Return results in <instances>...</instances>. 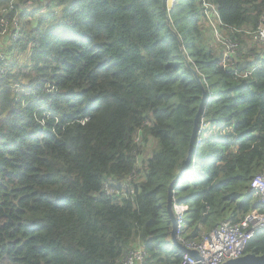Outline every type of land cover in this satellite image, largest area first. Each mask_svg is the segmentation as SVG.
<instances>
[{"label":"trees","instance_id":"trees-1","mask_svg":"<svg viewBox=\"0 0 264 264\" xmlns=\"http://www.w3.org/2000/svg\"><path fill=\"white\" fill-rule=\"evenodd\" d=\"M167 1L0 0V22L21 25L1 43L13 63L0 80V264H118L138 241L145 264H180L167 195L181 173L190 238L259 208L264 47L243 35L264 0ZM213 13L245 45L248 76L224 68ZM141 155L134 199L106 195ZM245 253L264 255V230Z\"/></svg>","mask_w":264,"mask_h":264},{"label":"built area","instance_id":"built-area-1","mask_svg":"<svg viewBox=\"0 0 264 264\" xmlns=\"http://www.w3.org/2000/svg\"><path fill=\"white\" fill-rule=\"evenodd\" d=\"M12 8L13 6H11ZM208 16H211L212 23V16L215 19L214 21H216V18H219L217 13H213L212 15L208 14ZM0 25V59H6L7 61L5 64H0L1 80L3 76L9 74L13 63L12 53L7 54L1 43L3 40L4 42L6 41V35L9 36L8 41L10 39H18L21 25L18 20H14L13 25H10L8 20H3L0 22ZM9 25L12 28V34H6ZM230 30L231 32L235 31L233 28H230ZM238 32H241V30ZM245 32L252 35L254 43L264 47V17L255 30H245ZM217 42L220 44L223 52L224 68L229 72H233L235 75L248 76L250 74L249 71L244 72L239 68V64L246 59L242 54L246 49H243L244 46L240 40L228 35L227 30L222 29ZM241 49H243L242 52ZM249 53L248 59L257 57V53ZM261 58L264 61V55H261ZM205 129L206 124L204 119H202L197 131V144L200 143L201 134ZM136 140L138 141L139 138ZM146 160L144 155L138 156L135 169L129 175L120 180H105L103 182V191L105 194L118 201L127 198L133 200L136 194L137 184L142 180V175L138 169ZM250 190L254 192L259 208L248 212L238 221L226 218L216 227L202 232L195 238H190L186 230V211L188 206L179 203L177 197L175 195L173 196V211L177 223L176 239L184 247L197 252L200 256V259H196L190 253L184 252L180 264H223L228 260L236 259L246 254L245 250L249 241L258 231L264 230V170L252 179ZM147 258L148 252L144 244L138 241L119 259L118 264H145Z\"/></svg>","mask_w":264,"mask_h":264},{"label":"water","instance_id":"water-1","mask_svg":"<svg viewBox=\"0 0 264 264\" xmlns=\"http://www.w3.org/2000/svg\"><path fill=\"white\" fill-rule=\"evenodd\" d=\"M175 1L176 0H168L167 1V5L169 7H172ZM5 40L6 41L9 40V36L8 35L5 36ZM206 97H207V94L204 92V97H203L202 103L205 102ZM202 107H203V104H201V109H202ZM201 109L199 110V113L197 115V118L199 117V114H200ZM198 122L199 121L197 119L196 120L197 125H196L195 130H194L193 142H194V140L196 141V138H197ZM192 150H193V143H191V146H190L189 157L187 158V161H186L185 170L187 169V166H188V163H189V159H190V155H191ZM182 174L183 173H181L171 183V185L169 186L168 195H167V213L169 214V216H170V218L172 220L171 241L182 252H188L191 255H193L196 259H200V256H199V254L197 252L191 251V250L187 249L181 243H179L177 241V239H176V226H177V223H176V217H175V214H174V211H173V196H174L173 186H174V184L177 181H179L181 179ZM223 264H264V255H259V254H256V253H246L245 255H243V256H241L239 258L228 260V261H226Z\"/></svg>","mask_w":264,"mask_h":264},{"label":"rangeland","instance_id":"rangeland-1","mask_svg":"<svg viewBox=\"0 0 264 264\" xmlns=\"http://www.w3.org/2000/svg\"><path fill=\"white\" fill-rule=\"evenodd\" d=\"M212 19H213V23H212V21H211V27H210V31H211V35H212V37H213V39L215 40V41H218V38H219V36L221 35V31H222V29H220L219 27H218V22H217V20L216 21H214V18H213V16H212ZM248 31V30H247ZM243 37H245V39L249 42H253V37H252V35L250 34V33H248V32H245V34L243 35ZM216 42H213V44H215ZM242 44V43H241ZM244 47H243V49H246V47H245V45H243ZM251 47H253L254 45L253 44H251L250 45ZM258 46V45H257ZM260 47V46H259ZM218 48V47H217ZM141 160H142V157H141ZM166 200V199H165Z\"/></svg>","mask_w":264,"mask_h":264}]
</instances>
